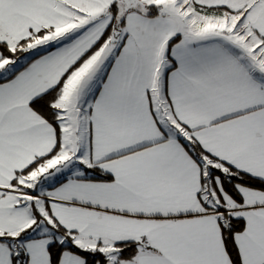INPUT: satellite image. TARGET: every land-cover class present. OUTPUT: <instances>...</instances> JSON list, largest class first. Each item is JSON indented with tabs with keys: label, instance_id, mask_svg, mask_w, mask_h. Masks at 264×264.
<instances>
[{
	"label": "snow or ice",
	"instance_id": "1",
	"mask_svg": "<svg viewBox=\"0 0 264 264\" xmlns=\"http://www.w3.org/2000/svg\"><path fill=\"white\" fill-rule=\"evenodd\" d=\"M0 264H264V0H0Z\"/></svg>",
	"mask_w": 264,
	"mask_h": 264
}]
</instances>
